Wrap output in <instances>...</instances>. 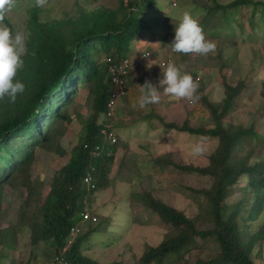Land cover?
<instances>
[{"label":"trees","instance_id":"1","mask_svg":"<svg viewBox=\"0 0 264 264\" xmlns=\"http://www.w3.org/2000/svg\"><path fill=\"white\" fill-rule=\"evenodd\" d=\"M216 1L205 0L211 6L205 5L209 10L199 23L205 35L222 23L228 25L230 18L236 16L237 29L232 35L238 32L241 44L263 41V2L231 0L220 4ZM78 4L73 0L71 8L74 14L64 15L57 20L39 18L44 11L35 3L27 6L23 27L26 46V53L22 57L24 66L16 77L25 85V91L17 96L15 103L7 97L0 101L1 211L5 186L22 180L27 193L35 194L28 183L27 173L29 163L38 151L52 149L58 156L64 155L58 140L71 120L68 109L75 102L78 91L87 90L90 114L81 122L79 139L71 145L65 164L52 172L48 190L37 211L38 219L32 222L29 229L28 242L31 247L39 242L52 245V257L45 264H108L99 263L83 254L88 240L85 233L76 236L67 245L68 232L79 221V213L91 211L86 202L109 180L106 175L110 169L107 166L112 164L114 147L121 141L118 110L115 111L113 124L118 144H107L99 133L105 122L104 106L110 89L108 65L104 60L110 58L112 63L118 64L129 57L131 42L136 41L154 22L146 14L148 10L155 9L154 0H116L114 8L102 5L84 8ZM3 23L12 30L6 19ZM169 36L174 38V35ZM230 36L228 34L227 38H222L227 41H223V44L236 47V35ZM158 43L159 48H167L164 42ZM228 68L225 61L218 65L223 86L220 107L211 106L202 94V88L198 89L200 104L191 103L182 123L167 125L200 141H215L204 167L174 166L210 180L205 190L203 187L190 189L202 196L205 212L197 211V216L188 217L182 210L152 197L149 190L134 195L133 199L136 196L138 205L154 214L168 229L157 245L144 247L135 264H264L261 259L264 224H253L264 214V157L258 156L248 162L253 151L249 149L247 154L233 161V151L249 140L257 139L258 135L251 127L234 128L223 122L231 111L238 108L242 87L245 86L241 80L234 85L228 83L225 76ZM191 76L195 81V74ZM261 85V95L264 96V82ZM140 96L137 87L134 90L130 86L126 88L122 99L130 112L143 114L146 107H139ZM204 110L208 112L212 126L193 129L190 125L192 121L202 122L207 117ZM147 115L152 119L153 109ZM86 175L91 179L92 188L82 182ZM195 203L199 206V201L195 200ZM198 217L203 225H196ZM16 234L13 226L0 228V264H15L13 261L16 258L11 255L17 245ZM199 241L209 243L208 253H212V256L208 259L196 258L189 263L184 259L186 254L207 247ZM212 246L216 247L215 251L211 249ZM31 258L36 259V256L31 255ZM131 258L133 260L134 256Z\"/></svg>","mask_w":264,"mask_h":264},{"label":"rangeland","instance_id":"2","mask_svg":"<svg viewBox=\"0 0 264 264\" xmlns=\"http://www.w3.org/2000/svg\"><path fill=\"white\" fill-rule=\"evenodd\" d=\"M72 1L48 0L47 4L41 7L44 12L40 14L39 18L57 20L63 18L64 15L72 16L74 14L71 8ZM76 1L79 3L78 5L84 8L91 5L114 8L116 4V0ZM190 1L195 4L198 0ZM230 1L217 0L216 2L226 4ZM256 1L264 3V0ZM34 3L35 0H21L6 15L5 19L12 27L13 35L17 32L24 35L23 27L26 20L24 10ZM154 4L155 9L146 12L154 19L153 24L145 32L143 31V34L136 38V41L134 39L130 45L128 56H131V73L130 78L126 81L129 82L127 87L130 86L131 90H134L136 86L143 85L145 80H149L157 86L159 91L163 92V89L159 88V81L163 79V71H156L152 65L155 54L159 52L167 56L169 63H174L177 66L184 65L182 72L186 71L188 74L191 73L190 75H198L200 77L198 89L202 88V94L206 96L209 104L218 108L223 98V86L221 85V73L217 70L218 65L225 61L229 65L225 75L228 83L234 85L237 80H241L245 86L242 87L238 108L231 111L223 122L231 124L234 128L241 126L247 129L251 127L254 133L258 135L257 139L249 140L241 148L238 147L233 151V161L236 162L237 159L247 154L249 149L253 151L248 162H252L258 156L264 157V96L261 95V84L264 82V39L256 44H241V38L238 39L240 34L235 31L232 35V32L237 29L236 24L238 23L237 17L233 16L228 25L222 23L220 27L210 31L209 35L207 34L208 37L205 35L207 40L216 44V51L218 48H223L220 51L222 56H217L215 51L208 54V58L202 60L200 55L192 54L194 63L187 64L192 58L189 57V54L171 53L167 55L170 48L167 46L166 50L161 49L158 42L170 44L173 38L169 35H174L175 27L179 25L183 14L189 12L193 18L198 19L199 10L192 7L191 11L184 12L181 8L182 5L172 7L170 0H154ZM228 34H231L230 37L236 35L234 40L238 42L234 43H237L238 47L223 44L226 41L223 39L227 38ZM155 38L158 39L155 41ZM142 48L150 53V57L144 61L142 59L134 61L135 52L139 54ZM142 62L144 63L142 64ZM204 65L207 70L204 69ZM86 97L87 90L80 89L75 102L68 109L67 114L71 120L58 140V146L64 151V155L58 156L52 149H45L38 151L29 163L27 179L35 194L29 195L27 193L26 184L22 180H17L3 189L0 228L6 226L16 228L17 245L11 255L12 258H16L13 261L15 264H25L26 261H30V264H45L52 257V245L50 243L39 242L34 247L29 245V229L32 222L38 219L37 211L48 190L52 172L65 164L71 145L79 139L82 129L81 122L90 114V102L87 101ZM160 101H164L165 104H175L172 108L174 111L176 109L178 115L169 114L168 118H164V115L168 113V110L164 108L162 113L157 114L158 120L154 119L156 115L149 119L145 112L143 114L130 112L124 99L119 100L117 104L120 111L117 115L120 122L118 127L120 128L121 141H119V145L114 147L112 164L107 166L110 169L106 175L109 180L86 202L91 210L87 212L94 215L96 223L97 221L99 223H95L96 225L85 223L80 232V234L85 233L88 237L83 254L99 263L135 264L144 247L157 245L168 230L154 214L138 205L136 196L133 199L134 195H140L142 191L148 192L149 190L152 197L161 199L165 204L177 210H182L188 217L197 216V211L204 210L202 213L205 212L206 208L203 205L202 196L195 193L196 190L190 191V189L203 187L205 190L209 187L210 180L199 174L183 172L174 166L184 164L196 168L204 167L207 164L208 156L213 151L215 141L203 142L199 138L195 139V136L191 137L186 132H179L166 125V123L171 124L173 121L179 123L178 120L183 118L181 106L186 112L190 110L192 105H189L187 100H178L171 96L161 95ZM196 103L200 104L199 101ZM204 111L207 117L202 122L192 121L190 125L193 129H205L212 126L208 112ZM137 120L139 122H136ZM148 120L151 122L147 123ZM159 125H162V128L158 127L151 130L153 126ZM123 126L125 129L122 128ZM197 145L203 149L201 154H194L193 149ZM195 200L199 201V206L196 205ZM251 203L252 199H250L249 204L251 205ZM253 224L255 226L263 225L264 214L261 215L260 220L254 221ZM196 225H203L199 217ZM199 243L207 246V249L202 246L204 248L202 251L191 250L184 256V259L189 260V263L196 258L208 259L212 256V253H208L209 243L206 241H199ZM211 249L215 251L216 247L212 246ZM31 255L36 256V259L31 258ZM131 256H134L133 260ZM261 259L264 260V249Z\"/></svg>","mask_w":264,"mask_h":264},{"label":"clouds","instance_id":"3","mask_svg":"<svg viewBox=\"0 0 264 264\" xmlns=\"http://www.w3.org/2000/svg\"><path fill=\"white\" fill-rule=\"evenodd\" d=\"M175 1L176 0H170L171 6L172 3H174V6L172 7H175ZM17 2L18 0H0V101H3L7 97L12 103H15L17 96L23 94L25 91V85L18 81L16 77L18 72L24 66V60L22 57L26 53V46L24 35L19 32L13 35L12 30L3 22L6 15L16 7ZM47 2L48 0H35L37 7H44ZM167 46L170 48L167 51L168 55L173 52L185 55L198 54L201 56H207L210 53H214L217 47L214 42L206 39L199 22L197 19L193 18L189 12L183 14L179 25L175 27L174 38ZM145 51L148 52L147 50ZM141 53L142 52H139L138 54L139 59H141ZM124 59L130 61L129 57ZM144 60L147 59H142V61ZM163 61H166L164 68L158 66L161 61L157 64V68L163 70V79L159 81V88H162L163 92L159 91L157 86L153 85L149 80H145L143 85L138 86L141 91V96L138 101L139 107L144 109L148 105L158 104L161 95L171 96L178 100H187L189 105L191 103H196L200 99V96L198 95L199 77L196 76L198 79L194 81L190 74L186 71L182 72V69L185 67L184 65L177 66L174 63H169L167 57ZM148 67L151 66L148 65ZM130 71L131 62L128 75ZM126 85L125 90L127 88ZM117 110L118 105L115 111ZM115 120L116 116L114 113L113 124ZM193 151L194 154H201L203 149L201 146L197 145ZM75 224H73V226ZM74 238L72 240H74ZM68 244L67 241V245Z\"/></svg>","mask_w":264,"mask_h":264},{"label":"built area","instance_id":"4","mask_svg":"<svg viewBox=\"0 0 264 264\" xmlns=\"http://www.w3.org/2000/svg\"><path fill=\"white\" fill-rule=\"evenodd\" d=\"M172 6H174V3H172ZM140 58L148 59L149 53L143 51L140 54ZM104 61L108 65L107 77L110 89L108 91V96L104 106L105 122L102 124V128L99 130V133L102 135V139L107 144L113 145L118 142L113 129L114 113L117 109V102L125 96L126 77L130 69V61L128 59H123L118 64L112 63L110 58H106ZM165 65L166 61H161L158 66L160 68H164ZM82 182L85 186L91 187V179L88 175L83 178ZM79 217V222L76 225L72 226L69 230L68 243H70L74 237L80 234L81 229L83 228V225H85V223L93 225L96 223V218L89 212H82L79 214Z\"/></svg>","mask_w":264,"mask_h":264},{"label":"crops","instance_id":"5","mask_svg":"<svg viewBox=\"0 0 264 264\" xmlns=\"http://www.w3.org/2000/svg\"><path fill=\"white\" fill-rule=\"evenodd\" d=\"M181 2H183V3H181ZM175 6H179V5H182V11H191L192 10V7H197L198 9H199V16H198V19H197V21H199V22H201V19H202V17L204 16V15H206L207 14V12H208V10L209 9H206L205 8V5H207V6H209L208 5V2H205V0H198L195 4L194 3H192L190 0H176L175 1ZM202 7H204V9L202 8ZM152 38V37H151ZM158 38H155L154 40L156 41ZM156 43V42H155ZM166 46V45H165ZM237 47H238V45H237ZM166 48V47H165ZM165 48H161V49H165ZM146 49L145 48H142V50H141V52H143V51H145ZM166 50V49H165ZM221 50H223V48L221 49V48H218L217 49V51H216V55L217 56H222V54L220 55V51ZM236 53H237V51H236ZM167 55H168V52H167ZM215 55V56H216ZM237 55V54H236ZM134 56H135V59H134V61L136 60V59H139L138 58V53L137 52H135V54H134ZM163 56H165V55H163V54H161V53H157V54H155V58H154V62H153V68L156 70V71H163V70H160V69H158L157 68V64L159 63V61H163L164 59H166V57L167 56H165V58L163 59ZM209 56V55H208ZM208 56H201L200 55V57H201V59L203 60V59H205V58H208ZM131 56H129V58H130ZM189 57H192L188 62H187V64H193L194 63V56L192 55V54H189ZM202 60H200V61H202ZM133 61V62H134ZM179 61H181L180 59H179ZM177 62V61H176ZM205 62V61H204ZM144 62H142V64H143ZM204 67V69L205 70H207V67L204 65L203 66ZM199 70H201V68H199ZM130 73H131V71H130ZM130 73H129V78H130ZM189 74H191V73H189ZM195 76H197V77H199L198 75H196L195 74ZM199 81H200V77H199ZM128 82H127V85H126V87L128 86ZM135 85H137V84H135ZM137 88H139L138 86H136ZM173 106H175V104H172V103H169V104H165L164 103V101H160V104L158 103V105L157 104H153V105H151V106H147L146 107V109H144V111L143 112H145V114L147 115L148 114V111H151V109H153V112H154V115H156V117H154V118H156L157 120L159 119V117H158V115L157 114H160V113H162V111L164 110V108L166 109V110H168V113L166 114V115H164V118H168L170 115L169 114H173V115H178V113L176 112V109H175V111H174V108H172ZM150 107H152L151 109H150ZM156 109H155V108ZM180 109H181V111H182V113H183V118H181L180 120H178V122L179 123H175V121H173L171 124H180V123H182L183 122V120L185 119V116H186V111L184 110V108L181 106L180 107ZM118 111H119V109H118ZM120 112V111H119ZM176 112V113H175ZM160 117H161V115H159ZM123 118V117H122ZM138 121V120H137ZM136 121V122H137ZM161 122H162V120H160ZM164 121V120H163ZM151 122V121H150ZM165 122V121H164ZM166 123V122H165ZM192 123V122H191ZM166 125H169V124H167L166 123ZM132 127V126H131ZM158 127H161L162 128V125H159V126H153L152 127V129L151 130H154V129H156V128H158ZM122 128H124V126L122 127ZM125 129V128H124Z\"/></svg>","mask_w":264,"mask_h":264}]
</instances>
